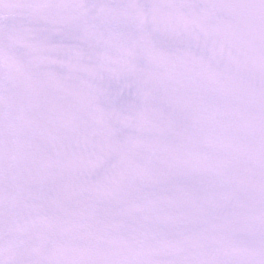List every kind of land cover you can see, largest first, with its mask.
Listing matches in <instances>:
<instances>
[{
  "label": "snow or ice",
  "instance_id": "snow-or-ice-1",
  "mask_svg": "<svg viewBox=\"0 0 264 264\" xmlns=\"http://www.w3.org/2000/svg\"><path fill=\"white\" fill-rule=\"evenodd\" d=\"M0 264H264V0H0Z\"/></svg>",
  "mask_w": 264,
  "mask_h": 264
}]
</instances>
